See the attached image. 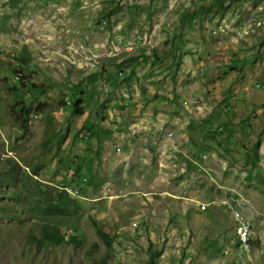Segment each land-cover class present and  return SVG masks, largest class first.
<instances>
[{
  "label": "rangeland",
  "instance_id": "rangeland-1",
  "mask_svg": "<svg viewBox=\"0 0 264 264\" xmlns=\"http://www.w3.org/2000/svg\"><path fill=\"white\" fill-rule=\"evenodd\" d=\"M49 117L69 132L48 150ZM6 158L81 210L50 220L78 241L38 250L40 216L4 199L0 264H264V0H0ZM222 201L251 220L243 253Z\"/></svg>",
  "mask_w": 264,
  "mask_h": 264
},
{
  "label": "trees",
  "instance_id": "trees-1",
  "mask_svg": "<svg viewBox=\"0 0 264 264\" xmlns=\"http://www.w3.org/2000/svg\"><path fill=\"white\" fill-rule=\"evenodd\" d=\"M74 95H76V98L70 107L72 108L71 110L73 114L80 116L84 113V102L78 97L77 93H74ZM44 106L45 105H40L38 107L39 111L44 110ZM62 106L67 107V103L62 102ZM31 110L32 109L28 107L25 110L26 119L31 114ZM209 116L213 117L214 114ZM25 122L28 123L27 120H25ZM97 126L98 125L96 124H92L90 127L85 125L81 127L77 134L87 130L91 133L92 137H98L100 130ZM68 132V130H57L52 117H49V121L46 125V137L42 143V147L48 150L51 149L59 134L62 135V139H60V141L58 140L61 144V141L68 136ZM190 139L193 140V137H190ZM20 162L21 161L10 158H6L3 164L0 162V187L9 183L21 186L18 191L12 189L10 193L3 192L0 189V205L4 206L0 209L1 212L11 215L12 212L7 209V203L4 201V199L9 198L10 200H15L16 203L25 206L26 209H23L25 212L31 211L40 216L39 218L33 217V221L28 228L27 236H25L26 241L29 244L36 246L38 250H51L64 243H75L78 241L77 236L71 235L67 238L61 227L50 220L55 218H76L81 210L79 200L70 196L66 191L59 190L57 187L43 183L36 178L41 175L44 163L40 162L33 165H31V163L25 164L30 169L29 172H27L22 169V162ZM86 180L88 179L86 178ZM15 217L18 219L19 214H15ZM94 224L98 235L104 240L108 249H111L112 241L108 233L104 231L97 222L94 221ZM22 225H24V223H22L21 226ZM160 255L161 252L152 253L149 259V264H156V259ZM106 262V258L95 260V264H105Z\"/></svg>",
  "mask_w": 264,
  "mask_h": 264
},
{
  "label": "built area",
  "instance_id": "built-area-1",
  "mask_svg": "<svg viewBox=\"0 0 264 264\" xmlns=\"http://www.w3.org/2000/svg\"><path fill=\"white\" fill-rule=\"evenodd\" d=\"M139 43L140 41L137 40ZM132 44V43H131ZM134 45V44H132ZM170 136H172V133H170ZM86 181V179H85ZM65 190L68 194H72L73 196H76L80 193V189L75 188L73 186L65 187ZM222 204L224 207H226L229 211L232 213V217L234 219V226L236 227L237 233H242V240H246L248 238L249 234L252 233V223L249 218H245L242 216V210L240 207H235L230 204H225L224 201H222ZM205 204L201 205V209L203 208ZM227 253V251H226Z\"/></svg>",
  "mask_w": 264,
  "mask_h": 264
},
{
  "label": "bare ground",
  "instance_id": "bare-ground-1",
  "mask_svg": "<svg viewBox=\"0 0 264 264\" xmlns=\"http://www.w3.org/2000/svg\"><path fill=\"white\" fill-rule=\"evenodd\" d=\"M237 236H238V246H239L238 248L243 253L244 250L246 248H248V246H250V244H251V241H252V233L249 234V236H248V238H246V240H242V233H237L236 232V240H237ZM252 243H253V241H252Z\"/></svg>",
  "mask_w": 264,
  "mask_h": 264
}]
</instances>
